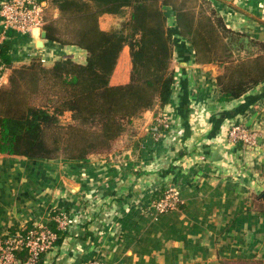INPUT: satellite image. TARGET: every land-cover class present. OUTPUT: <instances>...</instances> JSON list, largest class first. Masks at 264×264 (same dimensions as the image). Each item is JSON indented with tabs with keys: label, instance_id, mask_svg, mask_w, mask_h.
Segmentation results:
<instances>
[{
	"label": "crops",
	"instance_id": "1",
	"mask_svg": "<svg viewBox=\"0 0 264 264\" xmlns=\"http://www.w3.org/2000/svg\"><path fill=\"white\" fill-rule=\"evenodd\" d=\"M212 3L250 41L253 53L264 52V0ZM42 30L33 36L7 31L0 46L13 65L33 56L47 57L48 65L64 54L85 60L81 48L47 38L40 45ZM174 43L170 101L136 117L108 157L81 161L0 152V242L48 222L61 208L69 217L65 234L43 254L42 264H264V83L220 101L221 66L195 61L189 41L178 33ZM1 61L5 83L10 67ZM118 72L113 82L126 81L129 68ZM164 116L168 127L161 125ZM236 123L253 132V143L230 137ZM171 188L176 206L158 212L154 193Z\"/></svg>",
	"mask_w": 264,
	"mask_h": 264
},
{
	"label": "trees",
	"instance_id": "2",
	"mask_svg": "<svg viewBox=\"0 0 264 264\" xmlns=\"http://www.w3.org/2000/svg\"><path fill=\"white\" fill-rule=\"evenodd\" d=\"M44 1L46 38L81 48L86 58L79 61L64 54L48 65L33 56L15 66L7 47L0 46L1 58L10 67L8 81L0 84L2 153L81 161L108 157L136 117L170 101L175 33L189 41L195 61L221 66L216 77L220 101L238 99L264 83V52L236 55L243 33L226 24L212 0ZM125 11L119 26H101L104 13ZM125 47L131 64L128 78L113 82ZM66 112L71 120L63 122ZM166 193L156 191L152 198L159 200ZM60 209H53L48 221L57 232L56 241L67 226L57 220ZM19 253L26 256L25 250Z\"/></svg>",
	"mask_w": 264,
	"mask_h": 264
},
{
	"label": "built area",
	"instance_id": "3",
	"mask_svg": "<svg viewBox=\"0 0 264 264\" xmlns=\"http://www.w3.org/2000/svg\"><path fill=\"white\" fill-rule=\"evenodd\" d=\"M44 0H2L0 2V42L6 36L7 31L13 30L22 34L35 35L44 28ZM46 62L47 57L41 56ZM4 64L0 54V84ZM161 125L169 126V121L164 116ZM158 127V126H157ZM157 129V128H156ZM230 137L236 142L251 144L254 135L244 124H234L230 131ZM177 191L171 188L166 195L153 202L158 212H164L176 206L178 201ZM68 214L62 210L57 215L61 227L68 223ZM57 232L53 230L47 221L33 223L24 231L11 234L3 242H0V264H42L41 257L56 241ZM25 250L26 258H21L19 252ZM82 264H105L99 260H89Z\"/></svg>",
	"mask_w": 264,
	"mask_h": 264
},
{
	"label": "rangeland",
	"instance_id": "4",
	"mask_svg": "<svg viewBox=\"0 0 264 264\" xmlns=\"http://www.w3.org/2000/svg\"><path fill=\"white\" fill-rule=\"evenodd\" d=\"M127 14V11L123 12L122 14H104L101 17V22L104 26H107L109 28L119 26L121 21L124 19V15ZM258 51V50H257ZM256 51L251 50V43L249 40H242V45L240 47V50H236V55L242 54V55H248L249 53H253ZM130 59L128 54V48L125 47L123 51L121 52V55L118 60V64L116 69L118 68V73H122L126 71L128 68L130 70ZM71 120V114L70 112H66L61 116V121L68 122ZM5 239V238H4ZM234 264H238V262L233 260Z\"/></svg>",
	"mask_w": 264,
	"mask_h": 264
},
{
	"label": "water",
	"instance_id": "5",
	"mask_svg": "<svg viewBox=\"0 0 264 264\" xmlns=\"http://www.w3.org/2000/svg\"><path fill=\"white\" fill-rule=\"evenodd\" d=\"M46 37H47V31H46V29L43 28L42 33H41V38L39 39L40 45L43 44V39H45Z\"/></svg>",
	"mask_w": 264,
	"mask_h": 264
}]
</instances>
